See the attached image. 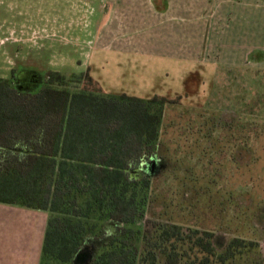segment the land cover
I'll list each match as a JSON object with an SVG mask.
<instances>
[{
    "label": "rangeland",
    "instance_id": "1",
    "mask_svg": "<svg viewBox=\"0 0 264 264\" xmlns=\"http://www.w3.org/2000/svg\"><path fill=\"white\" fill-rule=\"evenodd\" d=\"M119 3L0 0V78L36 92L48 72L88 69L97 81L113 77L117 63L145 64L153 77L124 86L171 101L163 152L151 167L154 207L162 206L173 222L213 233L218 246L242 238L264 254V54H240L232 63L213 54L220 63L212 69L210 53L221 48H211L210 38L155 37L130 18L146 14L164 27L168 14L157 0ZM198 42L209 54H198ZM121 48L137 50L118 56Z\"/></svg>",
    "mask_w": 264,
    "mask_h": 264
},
{
    "label": "trees",
    "instance_id": "2",
    "mask_svg": "<svg viewBox=\"0 0 264 264\" xmlns=\"http://www.w3.org/2000/svg\"><path fill=\"white\" fill-rule=\"evenodd\" d=\"M167 98L106 93L87 69L36 92L0 78V204L47 213L38 264H264L257 242L184 226L154 207Z\"/></svg>",
    "mask_w": 264,
    "mask_h": 264
},
{
    "label": "crops",
    "instance_id": "3",
    "mask_svg": "<svg viewBox=\"0 0 264 264\" xmlns=\"http://www.w3.org/2000/svg\"><path fill=\"white\" fill-rule=\"evenodd\" d=\"M119 1L124 5L136 0H117L118 4ZM157 2L164 6L168 14L169 21L165 19L164 25L167 23L172 25L160 27L158 22H151L152 19L148 22V16L142 13L130 15V18L135 22L144 23L147 26L146 30L150 31L149 35L155 37L185 36L198 37V40L200 37L210 38L211 48H221L210 53L212 69L220 63L219 57L217 62L214 59L216 54H228L227 57L222 56L228 63L241 59L240 54L249 56L256 53L264 54V0H157ZM136 50L121 48L116 53L118 56L120 54L133 56ZM151 50L153 52V49ZM173 50L175 51V47ZM156 52L161 53V50L158 49ZM198 54H209L201 50L199 42ZM123 65L121 62L120 67L117 63L111 68L115 69L113 77L105 75L97 79L103 91L125 93L139 98L155 95L154 92L146 91V97H140L136 91L124 86L134 84L138 78L153 77V73L147 70L145 64L141 69L135 67L133 62L125 67ZM259 67H264V64ZM45 225L46 215L42 211L0 204V264H38Z\"/></svg>",
    "mask_w": 264,
    "mask_h": 264
},
{
    "label": "water",
    "instance_id": "4",
    "mask_svg": "<svg viewBox=\"0 0 264 264\" xmlns=\"http://www.w3.org/2000/svg\"><path fill=\"white\" fill-rule=\"evenodd\" d=\"M153 162V161H152ZM150 163V164H147L146 165V170L148 171V172H150L151 170H152V165H153V163ZM74 263L75 264H84V255L82 254V253H80V254H77L76 255V257L74 258Z\"/></svg>",
    "mask_w": 264,
    "mask_h": 264
},
{
    "label": "flooded vegetation",
    "instance_id": "5",
    "mask_svg": "<svg viewBox=\"0 0 264 264\" xmlns=\"http://www.w3.org/2000/svg\"><path fill=\"white\" fill-rule=\"evenodd\" d=\"M10 80H12V78Z\"/></svg>",
    "mask_w": 264,
    "mask_h": 264
}]
</instances>
